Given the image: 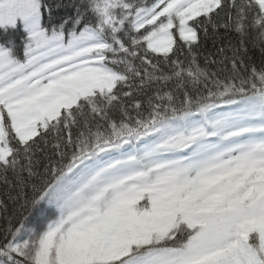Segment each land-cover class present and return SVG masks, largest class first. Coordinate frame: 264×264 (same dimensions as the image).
<instances>
[{
	"label": "snow or ice",
	"instance_id": "snow-or-ice-1",
	"mask_svg": "<svg viewBox=\"0 0 264 264\" xmlns=\"http://www.w3.org/2000/svg\"><path fill=\"white\" fill-rule=\"evenodd\" d=\"M0 30V264H264V0H0Z\"/></svg>",
	"mask_w": 264,
	"mask_h": 264
},
{
	"label": "trees",
	"instance_id": "trees-1",
	"mask_svg": "<svg viewBox=\"0 0 264 264\" xmlns=\"http://www.w3.org/2000/svg\"><path fill=\"white\" fill-rule=\"evenodd\" d=\"M17 30L22 32V25L18 26ZM11 38L17 41V46H18L17 51L14 53V55L17 58L23 59V51H22V41L24 38L23 35L20 37L19 34L17 33V34H13ZM0 43H6V38L3 36L2 30H0ZM208 47L209 49L211 48V43H209ZM3 192H4V186L0 185V195H2Z\"/></svg>",
	"mask_w": 264,
	"mask_h": 264
}]
</instances>
